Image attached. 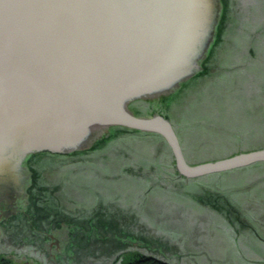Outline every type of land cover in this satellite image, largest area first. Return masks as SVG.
<instances>
[{"label": "rangeland", "instance_id": "obj_1", "mask_svg": "<svg viewBox=\"0 0 264 264\" xmlns=\"http://www.w3.org/2000/svg\"><path fill=\"white\" fill-rule=\"evenodd\" d=\"M221 5L202 69L165 99L129 107L167 114L189 164L264 148V0ZM116 131L96 151L37 159V186L59 183L51 196L63 210L0 221V258L112 264L139 251L169 264H264V162L188 181L159 135ZM91 132L88 146L110 130Z\"/></svg>", "mask_w": 264, "mask_h": 264}, {"label": "water", "instance_id": "obj_2", "mask_svg": "<svg viewBox=\"0 0 264 264\" xmlns=\"http://www.w3.org/2000/svg\"><path fill=\"white\" fill-rule=\"evenodd\" d=\"M222 7L221 0H0V201L26 194L29 154L88 149L91 131L111 126L160 135L186 179L264 162L258 148L189 164L170 118L128 107L170 94L202 69Z\"/></svg>", "mask_w": 264, "mask_h": 264}, {"label": "flooded vegetation", "instance_id": "obj_3", "mask_svg": "<svg viewBox=\"0 0 264 264\" xmlns=\"http://www.w3.org/2000/svg\"><path fill=\"white\" fill-rule=\"evenodd\" d=\"M203 59H201L202 61ZM106 140V139H104ZM106 143V141H104ZM107 144V143H106ZM104 146V145H103ZM101 146V147H103ZM95 147V146H94ZM101 147H99L101 149ZM99 148H93V144L88 149L90 151H96ZM82 151V150H79ZM88 151V153L90 152ZM76 152V151H75ZM87 154V153H86ZM54 156L59 154H53L49 152H35V154H29L25 161V167L28 168L30 172V183L26 188V194L23 197L16 198L15 203H9L7 201H0V221H5L9 218H16V216L27 213H38V212H49L56 209H62L61 200L58 198V201L55 200V196H51L53 194L54 189H59V183H55V185L51 184L47 187L45 186H37V159L42 156ZM62 156V155H61ZM44 159V158H43ZM42 196H47L48 198H42ZM41 197V198H40ZM38 201H47L49 205H43L42 203H38ZM101 204H103L100 201Z\"/></svg>", "mask_w": 264, "mask_h": 264}, {"label": "trees", "instance_id": "obj_4", "mask_svg": "<svg viewBox=\"0 0 264 264\" xmlns=\"http://www.w3.org/2000/svg\"><path fill=\"white\" fill-rule=\"evenodd\" d=\"M221 15H222V13H221ZM223 18V16H221V19ZM220 19V20H221ZM220 22L221 21H219V24H220ZM218 25V24H217ZM218 35H219V27L217 28V33H216V35H215V38H214V42L213 43H215L216 41H217V37H218ZM213 43H211V45L213 44ZM210 47V46H209ZM263 47V50H262V57H261V59H263V61H264V45L262 46ZM208 51H209V48L207 49ZM207 51V52H208ZM207 58V53H206V55L202 58L203 60H205ZM263 67H264V64H263ZM183 85H184V82L183 83H181V85L178 87V88H176L175 89V91H177L178 89H181L182 87H183ZM175 91L173 92V93H175ZM172 93V94H173ZM166 96V95H165ZM165 96H163L164 98L163 99H165ZM133 102V101H132ZM132 102L128 105V107H130V106H132L133 104H132ZM167 116V114H164V116ZM168 117V116H167ZM123 127V126H122ZM122 127H119V126H111V128H109V130H110V132L107 134V136L106 135H103V136H101L100 138H98V139H96L95 141H93V148H99V147H101V146H103V145H105L106 143L108 144V141L110 140V137L112 136V134L113 133H116L117 131V128H121L122 129ZM124 129H128V128H125V127H123ZM130 130V129H129ZM132 131H136V132H140V133H142V134H153V135H155L154 133H150V132H142V131H139V130H132ZM158 135V134H157ZM160 136V135H159ZM109 137V138H108ZM161 137V136H160ZM162 138V137H161ZM104 139H106V140H104ZM104 141H106V143L104 142ZM95 146V147H94ZM169 147V146H168ZM90 150H92V149H90ZM90 150H82V151H74V152H71V153H68L67 155H64V154H61L62 156L64 155V156H68V155H71V156H76V155H83V154H86V153H88V151H90ZM60 155V154H59ZM173 158V157H172ZM174 171V173L175 174H177L178 175V172L175 170V168L173 169ZM178 176H180L181 178H185L184 176H182V175H178ZM186 179V178H185ZM190 179H192V178H190ZM190 179H186V180H190ZM117 259H119V261H118V264H169L168 262H166V261H164L162 258H160V257H158L157 255H147V254H143V253H141V252H137V251H127V253H125V254H118L117 255V257L115 258V261L117 260ZM115 261L114 262H112V264H115ZM8 262V259H6V258H4V257H1L0 258V264H8L7 263Z\"/></svg>", "mask_w": 264, "mask_h": 264}]
</instances>
